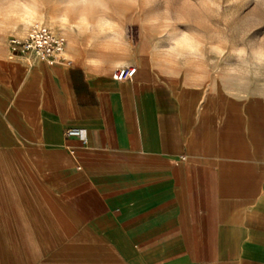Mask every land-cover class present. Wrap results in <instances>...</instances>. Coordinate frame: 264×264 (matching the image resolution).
<instances>
[{"label":"crops","instance_id":"crops-1","mask_svg":"<svg viewBox=\"0 0 264 264\" xmlns=\"http://www.w3.org/2000/svg\"><path fill=\"white\" fill-rule=\"evenodd\" d=\"M8 58L0 141L93 237L81 264H264V95Z\"/></svg>","mask_w":264,"mask_h":264},{"label":"rangeland","instance_id":"rangeland-1","mask_svg":"<svg viewBox=\"0 0 264 264\" xmlns=\"http://www.w3.org/2000/svg\"><path fill=\"white\" fill-rule=\"evenodd\" d=\"M20 2L27 13L0 16V59L10 60L12 37L43 23L66 37L74 65L108 73L145 65L172 85L264 91V67L238 55L264 43V0ZM92 239L37 164L14 152L11 141H0V264H81Z\"/></svg>","mask_w":264,"mask_h":264},{"label":"built area","instance_id":"built-area-1","mask_svg":"<svg viewBox=\"0 0 264 264\" xmlns=\"http://www.w3.org/2000/svg\"><path fill=\"white\" fill-rule=\"evenodd\" d=\"M67 39L63 34L56 33L43 23H35L24 37H12L10 40V58L24 57L29 64L45 62L49 65H71L72 59L66 55ZM137 66L125 65L118 67L112 73L117 80L132 78L137 72ZM66 136L78 137L86 145L87 137L79 127H69L65 130ZM182 159L186 157L181 156Z\"/></svg>","mask_w":264,"mask_h":264},{"label":"clouds","instance_id":"clouds-1","mask_svg":"<svg viewBox=\"0 0 264 264\" xmlns=\"http://www.w3.org/2000/svg\"><path fill=\"white\" fill-rule=\"evenodd\" d=\"M27 11L28 7L24 3H21L20 0H0V16H3L5 19L23 15ZM172 51L175 52L176 49H172ZM238 55L249 56L253 64L264 67V43L255 46L250 53L240 50ZM239 84L240 86H244L245 81L241 80ZM261 94L264 95V91Z\"/></svg>","mask_w":264,"mask_h":264}]
</instances>
